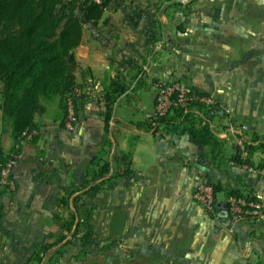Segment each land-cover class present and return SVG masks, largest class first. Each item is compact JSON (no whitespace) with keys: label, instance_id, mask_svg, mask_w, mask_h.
<instances>
[{"label":"crops","instance_id":"obj_1","mask_svg":"<svg viewBox=\"0 0 264 264\" xmlns=\"http://www.w3.org/2000/svg\"><path fill=\"white\" fill-rule=\"evenodd\" d=\"M170 5L171 0H115L103 20L124 22V29L133 27L132 22L158 23L156 33L170 32L164 26L176 19ZM248 7L247 20L246 15L241 19L239 15L238 21H247L246 28L241 29L249 41L247 69H240L244 65L240 62L234 65L231 93L222 90L233 124L226 122L227 118H216L213 124L224 142L221 153L193 142L189 132L178 134L161 129L153 134L144 125L155 112L154 90L147 96L146 87L150 88L157 77L173 78L181 67H192L182 65L184 55L176 64V53L160 48L154 51L149 45L144 46L145 51L130 55L142 60L143 65H112L107 61L103 65H82L101 88L111 91L114 78L121 79V87L106 96L104 101H115V108L105 107L103 117L99 116L102 119H94L85 110L82 123L86 127L81 136L65 131L58 98L50 101L52 110L36 116L39 134L30 139L23 136L17 141L12 119L3 117L0 110V146L4 153L14 152L17 156L12 175L14 188L0 183V264L37 263L40 246L65 233L58 217L63 216L64 197L84 183L96 168L97 159L112 161L113 155L123 152L131 154L133 174L115 178L111 187L89 197V207L96 217L102 214L101 222L95 224L94 247L89 250L93 262L264 264V216L258 223L234 222L222 210L224 218H212L194 199L199 181L205 176L222 187L218 193L227 195L226 191L240 190L264 202V169L259 167L263 155L255 152L251 156L257 171L229 163L230 157L244 147L243 141L264 139V0L258 4L249 0ZM259 10L263 12L259 14ZM161 26L166 31H161ZM84 44L83 36L80 51ZM132 66L136 79L131 88L121 92ZM76 75L80 81L84 74ZM193 80L194 87L204 84L201 77ZM149 99L151 106L150 102L145 105ZM226 123L228 127L222 131L219 125ZM234 124L238 129L242 125L247 129L235 132L231 129ZM107 132L109 142L105 141ZM118 168L123 173L126 166L120 164ZM69 246L62 256H56L55 247L44 257L43 264L79 263L76 249Z\"/></svg>","mask_w":264,"mask_h":264},{"label":"trees","instance_id":"obj_2","mask_svg":"<svg viewBox=\"0 0 264 264\" xmlns=\"http://www.w3.org/2000/svg\"><path fill=\"white\" fill-rule=\"evenodd\" d=\"M114 1L0 0V110L3 117L12 119L13 136L17 141L26 130L37 128L35 119L45 112V103L58 98L64 109L68 98L75 95L80 85L75 74L78 63L74 50L83 42L86 25L96 27L101 22L108 23L103 17ZM194 90L198 95L209 94L195 87ZM218 110V103L210 107L193 103L188 110L175 107L165 116H151L144 125L153 134L161 129L178 134L189 132L193 142L221 153L224 142L213 125L216 118H222ZM110 119L111 114H108L107 120ZM62 124L65 126L64 122ZM243 146L230 161L253 166L251 156L260 152L263 158L259 167L264 169V139L255 137L251 142L243 141ZM13 154L4 153L2 159L5 161ZM120 164L126 166L123 173L118 168ZM131 164V154L124 152L113 155L112 161L98 162L91 180L63 199L70 213L68 222L62 223L63 229L76 237L82 225L79 203L83 195L96 194L107 185L111 187L113 180L121 175H132ZM211 184L216 194L222 189ZM226 192L251 195L240 190ZM217 207L219 219L224 218L220 214L222 210L229 216L227 204L224 207L218 201ZM93 231V226H89L85 236H93ZM69 243V237L61 234L41 245L37 263L43 264L44 257L55 247H59L58 254H61Z\"/></svg>","mask_w":264,"mask_h":264},{"label":"rangeland","instance_id":"obj_3","mask_svg":"<svg viewBox=\"0 0 264 264\" xmlns=\"http://www.w3.org/2000/svg\"><path fill=\"white\" fill-rule=\"evenodd\" d=\"M179 3L182 5H179ZM256 3H263V0H256ZM248 4L249 0H171V5L168 8L173 11L176 19L174 22L172 21L164 24V26L167 25L168 30H170V32L167 31L165 33H156L155 28H159V24H153L151 22H132L130 26L133 27H129V29H124L123 25L126 23L118 21L112 23L108 22L106 24H102L101 22L100 25L96 27L86 25L83 35L85 47L80 51L78 48L79 45L77 47L78 49L76 48L74 50V55L78 63L75 74L79 72L80 75H84L81 76L82 79L80 81H78L76 75L80 87L73 97L70 96L68 98L66 107L62 109L61 121L64 122L65 131H67L69 135L81 136V132H83V129L86 127V125L82 123L85 117V110H89V112L92 113L89 115H92L94 119H102L99 118V116L103 117L105 107L106 110H108L109 107L115 108V101L111 100L110 103L104 101L106 96H108V93L119 91L118 88L121 87L119 86L121 79L114 78L115 84H112L111 91L110 88H101L99 81L96 79L94 80L89 73V69L82 65H103L104 61L112 65H143L142 60H135L130 55H132V53L136 54L145 51L144 46L147 47L148 45V47L154 51L160 48L159 50L162 49L164 51L176 53V64L180 62L179 57L181 58V56L184 55V58L182 57V65H192V67L185 70V68L180 65L181 68L178 69V73L174 78H181L191 84L194 78L198 80V78L201 77L204 83L203 86L200 87L195 85V87L202 92L211 94L216 99L219 105L218 111L220 115H222L221 121H225V118H227L226 122L229 121L228 123H230L231 120L228 117H230L232 112L230 107L224 106L225 92H222V90L225 89L226 92L231 93L233 80L236 74V71L233 69L234 65L240 62V64H244L243 66L240 65V69H247L245 61L247 60L249 41L246 36V31H241L242 27L246 28L247 21H238L239 15L240 19L241 16L246 15L244 19L247 20ZM107 11L106 13H109V11ZM259 12V14H261L263 11L259 10ZM186 13H189V15H186ZM184 15L185 18L183 19ZM189 16H191V18H189ZM238 27L240 32L238 31ZM122 29L124 32H122ZM160 30L166 31L162 26ZM181 30L183 32H180ZM121 32L124 33V35ZM157 42H159L158 46ZM133 68L132 66V69H129L127 72L128 82L126 86H122L124 90L121 92L131 88L136 79V72L133 71ZM121 74L125 77V74ZM146 88L147 91H145V95L148 96L149 94H147V92H153V87L151 85L150 88ZM149 102L151 106L152 100L150 101V99L148 102H145V105H149ZM52 105L50 101L45 103L47 111L49 109L52 110ZM47 114L49 115L50 112ZM231 123L233 124V122ZM219 127L224 131V128L228 127V125L226 123L219 125ZM233 128L235 131H244L247 129L244 125L241 126L242 129H238L239 127L237 124H234ZM109 134L110 132H107L105 135L107 137L105 141L107 142L110 141L108 139ZM103 161L105 160H96L97 163H102ZM95 169L93 168L91 170L84 183L91 180L92 173ZM83 184L77 186L76 189L81 188ZM105 187L98 193H101ZM92 196H94L92 193L83 195L79 203V212L82 222L79 234L73 237L66 229H64L65 233H63V235H67L70 239V243L68 244L70 246L68 249L75 248L76 253L79 255V263L77 264H98L92 261L93 254L89 251L94 247L93 240L95 234L89 237L85 236L88 233V227L92 225L93 232H95V224L97 225L100 223L102 219L101 213L96 217L93 208L89 207L91 204V202H89V197ZM63 207V216L61 215L58 217L59 221L66 223L69 220L70 213L67 207L64 205ZM66 248L61 254H58L59 247H57L56 256H62ZM55 249L56 248L49 253H52ZM103 264L120 263L117 261L116 263L104 262Z\"/></svg>","mask_w":264,"mask_h":264},{"label":"built area","instance_id":"obj_4","mask_svg":"<svg viewBox=\"0 0 264 264\" xmlns=\"http://www.w3.org/2000/svg\"><path fill=\"white\" fill-rule=\"evenodd\" d=\"M155 96V112L152 116H165L173 108L188 110L193 103H200L205 106L217 104L216 99L211 95H198L195 93L193 85L181 78L157 77L152 83ZM234 130L233 126L231 127ZM242 129V128H241ZM236 132V131H235ZM37 129L26 130L24 136L27 139L38 135ZM242 143V141H241ZM4 154L0 146V183L4 187L14 188L12 178L13 170L17 161L15 154L9 155L4 161ZM231 165H236L234 161H229ZM249 171H257V168L248 164L240 165ZM194 199L203 210L212 218H216L219 213L217 207V194L214 186L207 177H202L194 193ZM226 204L229 218L234 222L252 220L260 222L264 216V202L259 197L246 194L230 193L226 195Z\"/></svg>","mask_w":264,"mask_h":264},{"label":"water","instance_id":"obj_5","mask_svg":"<svg viewBox=\"0 0 264 264\" xmlns=\"http://www.w3.org/2000/svg\"><path fill=\"white\" fill-rule=\"evenodd\" d=\"M217 199L220 203H223L224 204V207L226 206V194L225 192L221 191L219 193H217Z\"/></svg>","mask_w":264,"mask_h":264}]
</instances>
